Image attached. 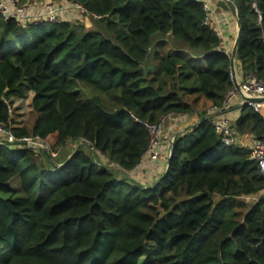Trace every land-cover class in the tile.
Returning <instances> with one entry per match:
<instances>
[{
  "label": "trees",
  "instance_id": "1",
  "mask_svg": "<svg viewBox=\"0 0 264 264\" xmlns=\"http://www.w3.org/2000/svg\"><path fill=\"white\" fill-rule=\"evenodd\" d=\"M65 1L85 8L80 19L0 14V128L17 140L53 137L56 150L77 144L54 159L0 143V264H264V176L207 112L235 83L204 3ZM233 1L237 66L264 83V0ZM26 91L35 118L17 126L13 98ZM169 114L198 120L147 187L131 176L150 142L134 118ZM232 131L260 139L264 119L246 106ZM15 178L22 187L12 191Z\"/></svg>",
  "mask_w": 264,
  "mask_h": 264
},
{
  "label": "built area",
  "instance_id": "2",
  "mask_svg": "<svg viewBox=\"0 0 264 264\" xmlns=\"http://www.w3.org/2000/svg\"><path fill=\"white\" fill-rule=\"evenodd\" d=\"M68 9L77 11V12H83L85 8L78 3L68 2ZM31 10L32 7L30 5H24L22 7H19L17 5L16 0H0V14L5 18L8 19L10 17L15 18L20 23L25 22H49V23H60L62 21H65L66 19H63L62 17L57 18L54 17L53 10L51 7L48 8L49 10V17H32L31 16ZM204 11L207 13L206 17V24H211V16L212 11L208 4L204 3ZM63 14V12H61ZM232 78L235 80V87L232 91H230L225 96V103L223 107H218L215 111V113L208 110V115L214 117L212 121V125L215 128L216 132L222 136V141L226 146H232L235 145L236 142V135L232 131V124L227 121L224 118H218V114L228 110L237 99H240L239 103L241 105L250 106L256 111H259L261 108V104L253 103L250 100L256 99V98H264V83L259 81L257 79V76L255 74L249 75L246 79H243L245 81L244 84L239 85L236 72L232 70L231 73ZM236 98L235 100H233ZM214 115V116H213ZM174 115L169 114L167 116H164L160 119V121L156 124H148L143 123L139 121L136 117L134 118L135 121H138L142 123L149 136H150V142L149 147L147 151L145 152L144 159H150L152 161H161L163 158V152L161 150L163 149L162 145V139H163V133L164 128H166L169 121L173 120ZM2 141L9 142L12 145H18L21 147L24 143L28 144L27 148L35 149L36 145L35 142L37 141V144L40 147H43L44 141H41L39 139H21L17 140L13 134L10 132L0 128V143ZM25 147V146H23ZM251 154L252 159H254L264 176V136L260 139H256L253 142V145L251 147Z\"/></svg>",
  "mask_w": 264,
  "mask_h": 264
},
{
  "label": "crops",
  "instance_id": "3",
  "mask_svg": "<svg viewBox=\"0 0 264 264\" xmlns=\"http://www.w3.org/2000/svg\"><path fill=\"white\" fill-rule=\"evenodd\" d=\"M200 2L206 3L210 6L212 11L211 16V26L218 32L222 38L223 48L226 52H232L235 50L236 43L238 41L240 25H239V15L238 10L234 4L233 0H198ZM69 16V15H68ZM234 67L237 71V76L239 79L243 80L245 74L243 70L237 66L236 60ZM239 99L233 104L230 109L224 114V116L233 125L235 121L242 115L244 111L243 106ZM241 107V108H240ZM256 111V110H255ZM264 119V103H261V108L258 111ZM185 118V117H184ZM180 116H176L173 120L169 121L164 133H163V158L161 161H152L150 159H144V161L138 166L136 171L132 173V177L137 181L141 182L147 187L156 186L160 179L164 177L167 170V161L165 158L168 155L169 144L174 140L177 135H180L185 130L191 128V124H195L198 120L196 117L187 116L185 119ZM195 127V125H194ZM253 142L256 140L252 135H249ZM253 142L250 145L240 143V140L236 139L235 145H242L244 147H249L251 149ZM233 146V145H232ZM231 147V146H230Z\"/></svg>",
  "mask_w": 264,
  "mask_h": 264
},
{
  "label": "rangeland",
  "instance_id": "4",
  "mask_svg": "<svg viewBox=\"0 0 264 264\" xmlns=\"http://www.w3.org/2000/svg\"><path fill=\"white\" fill-rule=\"evenodd\" d=\"M17 1V5L19 7H22L24 5H30L32 7L31 10V16L32 17H49V10L48 8L51 7L53 10V14L54 17L60 18L62 17L63 19L66 20H71V21H76L78 19H80L81 14L80 12L77 11H73V10H69L68 9V2H66L65 0H16ZM61 12H63V14H61ZM69 15V16H68ZM84 23L88 24L87 22H85L86 17L82 16L81 19ZM90 20V19H88ZM91 22V21H90ZM85 24V25H86ZM21 40V39H20ZM20 43L18 44L19 47ZM233 70V69H232ZM236 72V76H237V71L236 69L233 70ZM252 76V75H251ZM258 79V78H257ZM234 80V79H233ZM237 80H238V84H244L245 81L239 79V77L237 76ZM259 80V79H258ZM260 81V80H259ZM235 82V80H234ZM263 83V82H262ZM33 94L30 92L25 93L24 97H14V108L12 111V115L14 120L17 122V126H31L32 121H34L35 115L31 112L30 110V102L32 100ZM225 99L223 100L221 107H223L224 103H225ZM236 98H234L233 100H235ZM243 99V98H239ZM238 101V99L235 101V103ZM234 103V104H235ZM239 103V102H238ZM216 109H218V107L216 106H212L208 110H210L211 112L215 113V111H217ZM230 109V108H229ZM228 109V110H229ZM225 110L221 113H219L217 116L218 118H224L227 121H229L224 114L228 111ZM198 114V113H197ZM214 116V115H213ZM230 122V121H229ZM231 123V122H230ZM196 124V122H195ZM195 124H191L190 127H194ZM165 130V128H164ZM238 140H240V143L243 141V144H246L247 146L252 144L253 140L252 138L249 136V134H246L244 136H242L241 138H239ZM174 140L171 141V143L169 144V148H168V155L165 158V160L167 161V168H168V164H169V160L171 157V152H172V145L174 144ZM55 139L52 137L50 138L47 142H44L43 149L37 148V150H45L48 154L51 155L52 158L54 159H58V152L62 153H70L74 150L75 146L77 144H73V143H69V147L67 149H60V150H56L53 145H54ZM9 143V142H8ZM35 145L38 146L37 141L35 142ZM163 147V144L161 145ZM36 149V148H35ZM164 149L161 150V152H163ZM60 154V155H61ZM58 156V157H57ZM167 172V170H166ZM12 191H17L19 190L22 186H21V181L19 178H15L8 186ZM16 197H25V194L23 193V191L21 193H15ZM4 196H7V194L4 193ZM7 198V197H6ZM248 202H250L249 200H247Z\"/></svg>",
  "mask_w": 264,
  "mask_h": 264
},
{
  "label": "water",
  "instance_id": "5",
  "mask_svg": "<svg viewBox=\"0 0 264 264\" xmlns=\"http://www.w3.org/2000/svg\"><path fill=\"white\" fill-rule=\"evenodd\" d=\"M236 8H237L238 13H239V9H238V7H236ZM239 25H240V23H239ZM238 42H239V40H238L237 43H236L235 50H234V51L232 52V54H231V64H232V69H233V70H235L234 64H235V60H236V56H237ZM250 101L253 102V103L261 104V103H264V98H262V99H260V98L251 99ZM242 106H243V109L246 107V105H242ZM240 108H241V107H240ZM23 146L27 147L28 144L24 143ZM35 147H36V149H37V148L43 149V148H41L39 145H38V146H35Z\"/></svg>",
  "mask_w": 264,
  "mask_h": 264
}]
</instances>
